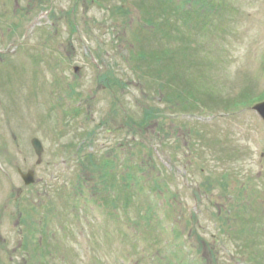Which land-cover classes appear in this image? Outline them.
<instances>
[{"label": "rangeland", "instance_id": "374dc122", "mask_svg": "<svg viewBox=\"0 0 264 264\" xmlns=\"http://www.w3.org/2000/svg\"><path fill=\"white\" fill-rule=\"evenodd\" d=\"M49 1L51 9L43 0L29 8L24 0L0 5L10 17L3 19L0 9V32L7 33H0V264H117L118 257H127L118 264H237L245 253L249 264H264V177L258 178L264 175V126L248 108L250 99L264 100V0H195L210 6L203 17L171 15L172 0ZM171 17L175 27L166 34L152 38L142 30L143 18L162 26ZM18 20L19 33L34 28L43 39L34 37L15 55L26 37L9 35ZM54 34L73 52L65 77L76 78L73 87L89 102L78 120L67 117L62 140L51 134L62 118L55 113L65 114L55 104L65 103L69 93L55 92L61 59L53 42L39 46ZM109 129H118L116 141ZM34 138L43 146L41 157L32 148ZM19 146L27 152L23 157L11 152ZM79 150L95 156L77 163ZM105 154L109 164L102 161ZM18 170L34 174L37 186L23 197L36 208L52 197V188L71 190L79 170L104 216L95 205L87 218L73 208L70 216L40 226L43 215L32 212L37 227L23 226L19 217L29 209L24 200L15 203L25 187ZM6 175L8 185L1 179ZM150 200L158 209L166 200L167 227H160L166 232L156 238ZM122 223L137 230L144 248L122 234ZM110 231L122 240L109 242ZM80 234L90 236L93 246L87 258Z\"/></svg>", "mask_w": 264, "mask_h": 264}, {"label": "water", "instance_id": "95a60500", "mask_svg": "<svg viewBox=\"0 0 264 264\" xmlns=\"http://www.w3.org/2000/svg\"><path fill=\"white\" fill-rule=\"evenodd\" d=\"M257 109L260 111L259 113H261L264 117V104L257 106ZM34 146L39 150L40 149V145L38 142L34 141Z\"/></svg>", "mask_w": 264, "mask_h": 264}, {"label": "trees", "instance_id": "16d2710c", "mask_svg": "<svg viewBox=\"0 0 264 264\" xmlns=\"http://www.w3.org/2000/svg\"><path fill=\"white\" fill-rule=\"evenodd\" d=\"M213 4V3H212ZM172 11H171V15L173 14V12H178V5L176 4L175 0H172ZM215 7V6H214ZM214 9V8H213Z\"/></svg>", "mask_w": 264, "mask_h": 264}]
</instances>
